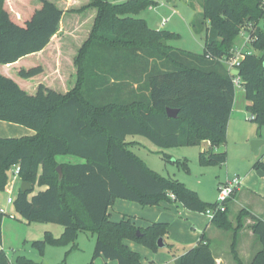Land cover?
Here are the masks:
<instances>
[{
    "label": "trees",
    "instance_id": "obj_1",
    "mask_svg": "<svg viewBox=\"0 0 264 264\" xmlns=\"http://www.w3.org/2000/svg\"><path fill=\"white\" fill-rule=\"evenodd\" d=\"M156 4L153 0H88L80 10L66 11L80 15L93 10L95 15L73 57L74 83L63 92L58 79L54 87L59 89L42 82L47 78L43 60L33 66L22 63L49 46L64 11L50 0H39L32 7L29 0H0V67L7 68L2 70L5 73L0 71V121L34 132V136L0 138V193L5 191L12 166L20 167V183L31 187L26 192L18 190L13 203L17 215L27 223L63 227L59 237L46 232L43 239L32 243L40 252L46 244H71L76 249L78 233L89 232L96 236L89 264L98 258L143 264L140 255L124 242L157 252V241L162 239L164 248H172L165 243L167 224L153 222L141 228L129 216L114 222L108 209L117 199L142 207L166 201L196 213L213 208L215 202H204L184 183L161 177L147 167L131 151L134 142H127L126 137L142 136L161 149L200 146L206 141L210 147L199 153V162L224 166L226 152L215 149L226 142L235 87L221 60L233 55L234 40L241 31L249 34L252 51L240 61L238 78L243 97L250 103L246 111L253 116L251 121L258 130L264 126V1L201 0L192 29L203 28V53L172 47L169 42L179 35L152 29L146 20L136 18ZM11 69L23 80L36 77L32 94L8 73ZM166 109L176 110L177 117L170 118ZM68 155L84 162H56L57 156ZM163 160L169 157L164 155ZM256 161L253 167L264 170L259 157ZM174 162L188 169L184 160ZM35 185L44 189L32 195ZM228 203L211 224L233 232L231 255L236 264H243L235 237L243 228V219L250 216L253 235L261 246L250 264H264V220L241 212L234 227L228 218ZM4 216L0 212V243ZM0 264H11L2 250ZM17 264L36 263L18 258ZM175 264H216L204 233Z\"/></svg>",
    "mask_w": 264,
    "mask_h": 264
},
{
    "label": "rangeland",
    "instance_id": "obj_2",
    "mask_svg": "<svg viewBox=\"0 0 264 264\" xmlns=\"http://www.w3.org/2000/svg\"><path fill=\"white\" fill-rule=\"evenodd\" d=\"M109 1L112 3V0ZM116 1L119 3L125 0ZM153 1L157 4L144 9V11L137 14L136 18L146 20L148 26L152 29H163L172 31V33L179 35L177 39L170 41L169 45L172 47L195 53H203L205 36L203 28L199 30L192 29L193 22L197 19V16H199L201 12V0H191L190 2H192V5L185 0ZM37 2L39 1L29 0L31 7ZM163 20H167V22L162 24ZM243 40H245V36L241 34V36L237 38L236 42L240 43L243 42ZM243 47H246L245 43L241 47L239 46V49H243ZM247 51L252 50L248 48ZM36 61H39L38 57L27 59L22 64L23 66L28 64H31L29 66H33L37 64ZM67 68L68 67L66 64L61 67L60 70L63 75H66V71H68ZM46 70L47 72L45 76L48 78V73L52 75V72L48 68ZM11 71H14V69H11L8 73L14 77L15 81H17L21 87L32 94L33 89L31 86L34 85V80H36V77H34L32 80H23L17 76V74H13ZM244 113L247 115V117L250 116V113H248L246 110ZM247 117L246 119H243V124L239 125V127H232L230 129L231 131L228 137H226L225 144L216 149L219 152L227 153V164L225 166L202 165L201 162H199V153L202 147L198 145L161 149L156 147L149 139L139 135L128 136L126 137V141L129 143H135L132 147V150L141 160L144 161L147 167L151 168L159 176L177 179L179 182L184 183L189 189L197 192L199 197L204 202L213 203L217 200L219 195V182H227L233 177V175H238L243 180L245 174H247L249 171H253V173L258 175L253 168V165L257 162V157L251 151L250 142L254 140L264 141V138H261L262 136L264 137L262 131L264 128H259L258 130L255 123L247 119ZM19 129L22 131L31 132V130L22 125H15L6 121H0V138L18 135V133L14 131ZM16 137L19 138L24 136L20 135ZM203 147L208 148V142L205 141ZM164 155L169 157L168 161L163 160ZM74 160L78 163H83V161L77 158ZM177 160H184L188 165V169L185 170L182 166L177 165V163L174 162ZM11 178V175H9L8 180L10 181ZM20 185L21 183L17 181L12 194L13 197L16 196ZM42 189L44 188L35 185L32 195L36 194ZM248 189H250V187L247 186L242 192L249 193ZM6 197L7 193L1 194V203H5ZM118 200L125 201V203H129L128 205H132V207L136 206L135 208H137L134 209V207L131 208V206H127V208H125L126 210L120 211L124 212L123 214H126L125 216L132 217L134 216L133 213H138V210L142 208L135 202L132 203L122 199ZM164 203L165 202H161L156 207ZM115 204L116 203H114L111 207L112 210H110V213L112 221L118 222L123 216L118 211L116 212L117 204L116 206ZM6 206L7 210L1 225L2 239L0 248L3 249L2 251L5 253V255H7L11 264H17L18 258H25L36 264H89L91 262L95 247V235H92L89 232H79L75 241L77 246L76 249H73L71 244L67 246H52L50 244H46L44 251L40 252L39 249L33 247L32 243L43 239L46 232L51 233L53 237H59L64 231L63 227L57 223L40 221L27 223L22 217L17 215L13 204ZM134 210L136 211L134 212ZM201 215L202 214L200 212L196 213V216L199 217V219L201 218L202 221L204 220V217ZM176 217L178 220H181L177 215V212ZM168 235L169 234H167L166 239L168 238ZM140 248L142 247L140 246ZM155 253H161L168 257L167 259L170 262L167 264H175L173 258L181 253V246L177 244L173 249H160ZM93 261L94 264H105L104 262H106L102 259H95ZM246 261L248 262V259ZM147 264L149 263L147 262Z\"/></svg>",
    "mask_w": 264,
    "mask_h": 264
},
{
    "label": "crops",
    "instance_id": "obj_3",
    "mask_svg": "<svg viewBox=\"0 0 264 264\" xmlns=\"http://www.w3.org/2000/svg\"><path fill=\"white\" fill-rule=\"evenodd\" d=\"M185 1L191 3L192 5V2H190L191 0H185ZM51 2H53L56 6H58L60 9L64 11V14L60 21L61 22L60 29L58 33L52 37L49 46L46 47L43 51L34 54V56L38 57L39 60L40 59L43 60L45 62L46 68H48L52 72V75L48 73L49 75L48 79L43 78L42 82L49 87L50 86L54 87L55 81H57L58 79V86H61V88L59 89V87L57 86L54 88L66 92L70 87H72L74 83V69L72 66L73 57L76 55V51L81 46L82 42L87 38L86 36L93 22L92 19L94 18L95 11L86 10L83 13H80V15L66 12L68 10H80L81 7L86 6L88 0H51ZM112 2L117 3L116 0H112ZM37 4L38 2L35 3V5ZM155 30H159V29H155ZM237 38L234 40L235 49H239V46L241 47L242 45H244L245 42V40H243V42L237 43L236 42ZM245 45L246 47H243V49H239V50L243 52L247 51L249 47H247L248 44ZM47 60H49V62H47ZM65 64L68 67V71L66 72V75L65 74L63 75L60 69ZM4 69L7 68L5 66L0 67L1 73H5V71H2ZM43 69L45 70V68ZM236 96L238 97V100ZM234 97L235 100H234L233 108L230 113L231 114L230 119L227 124V137L230 134L231 131L230 129L232 127H239V125L243 124V119L244 118L246 119L247 117L244 111L246 110V106L250 104L248 101L245 100V97H243L242 88L235 90ZM260 128L263 129L264 126ZM262 131L264 134V130ZM14 132H17L18 135H13V137H7V138H18L16 136H20V135L34 136L33 131L31 132L22 131L21 129H19V130H15ZM261 138L264 137L262 136ZM134 144L135 143H133L132 146L129 147L131 151H133L132 147L134 146ZM203 144L204 142H202L200 145L202 147L200 152L208 150L210 147L208 144L209 147L205 148L203 147ZM263 147L264 144L261 145L259 154L256 157H259V161L264 165ZM215 151L219 152L216 149ZM226 157H227V153H226ZM75 158L77 157L71 155L57 156L56 162L58 164H68V163L78 164V162L74 160ZM77 159L83 161L80 158ZM254 170L256 171V173L258 171L264 172V170L262 169L257 170L254 168ZM233 176H238V175H233ZM244 179L242 180L241 186L235 191L234 195L230 199L227 206V210L229 213L228 218L234 227H236V220L241 212L248 211L256 218L260 220H264V180H261L264 179V176L259 177L258 175L253 173V171H249L247 174H245ZM224 183L226 182H219L218 186ZM247 186L250 187V189H248L249 193L242 192L243 189H245ZM5 193H7L6 190L4 192H1L0 196L1 194H5ZM115 203L117 204V208L115 207L116 212L118 211L119 213H121L122 216H125L126 214H123L124 212H120V211L126 210L125 208H127V206H131V208L134 207V209H137L135 208L136 206L132 207V205H128L129 203H125V201L118 200ZM6 205H7L6 201L5 203L4 202L1 203L0 200V209H5L7 207ZM139 206L142 207L141 205ZM140 209L138 210V213H133L134 216H132L138 227L144 228L153 222L167 224L169 235L168 238L165 240V243L172 246V248L170 249H173L177 244L181 246V253L173 258L174 263L176 261V258L183 255V253H185L187 250L195 247L198 244L201 234L204 233L207 242H209L211 246L213 257L216 259V264H236V262L231 256L233 232L232 231L227 232L217 228L216 226H213L211 224V220L203 213H201L203 215L201 216L204 217V220L201 221V218L199 219V217L196 216V212L188 211L179 204L170 203L166 201L164 204H161L158 207L149 206V207H142ZM110 210H112L111 207L108 209V213L110 214V219H111ZM135 211L136 210H134V212ZM176 212L181 220L177 219ZM253 223L254 221L252 220V218L250 216H246V218L243 219V224H242L243 228L236 233V237H235L236 252L238 253V257L241 259L243 264H250L253 256L261 249L259 241H257L256 237L253 235L252 232ZM124 243L132 251L136 250L135 252H137L139 255L143 254L140 255L143 264H147V262L149 264H167L168 262H170L167 259L168 257H166L165 255L161 253H155L152 250H149L140 244H137L135 242L133 243L130 241H125ZM140 246L142 248H140ZM0 247H1V243H0ZM166 248H162V249H166ZM0 250L3 249L0 248ZM247 259L248 262L246 261ZM104 261H106L104 262L105 264H116L113 261H108V260H104Z\"/></svg>",
    "mask_w": 264,
    "mask_h": 264
},
{
    "label": "built area",
    "instance_id": "obj_4",
    "mask_svg": "<svg viewBox=\"0 0 264 264\" xmlns=\"http://www.w3.org/2000/svg\"><path fill=\"white\" fill-rule=\"evenodd\" d=\"M264 1V0H262ZM167 22V20H163L162 24H165ZM241 34L245 36V44H248L249 41V34L247 32L241 31ZM240 34V35H241ZM235 49V47H234ZM245 53H249V51H241L239 49H235L232 52V56L231 57H225L221 60V63L224 66H227L228 70L231 73V70H239V63L242 60V58L244 57ZM232 75V74H231ZM233 77V83H234V87L235 90L241 88V81H239L238 76H234ZM247 119L251 120L253 119V116H249L247 117ZM19 174H20V167L18 166H12L11 170H10V174L11 175V180H8V184L5 187V190L7 192V197H6V204L10 205L14 203V198L12 196L13 192H14V187L16 185V182L19 181L20 182V178H19ZM9 179V178H8ZM242 183V179L238 176H233L232 178H230L226 183L219 185L218 187V198L215 201V204L213 206V208H209L206 209L205 212H203V214L205 216H207L210 220H212L214 218V216L216 215V213H224L226 210V204L228 203L229 199L232 198V196L234 195L235 191L241 186ZM171 198H174L173 196H171ZM0 212L2 214L5 215L6 212V208L5 209H0Z\"/></svg>",
    "mask_w": 264,
    "mask_h": 264
},
{
    "label": "water",
    "instance_id": "obj_5",
    "mask_svg": "<svg viewBox=\"0 0 264 264\" xmlns=\"http://www.w3.org/2000/svg\"><path fill=\"white\" fill-rule=\"evenodd\" d=\"M231 74L234 76H239V70H231ZM166 115H168L170 118H176L177 117V111L176 110H171V109H166ZM264 144L263 140H254L250 142L251 145V151L255 156H258L259 154V150L261 145ZM57 172L59 174V177L61 178V167L57 168ZM258 176H264V172L262 171H258L257 172ZM31 187V185L29 183L26 182H21L20 185V192H26L27 190H29ZM137 235H139V231L136 232ZM158 247L160 249L164 248L165 244L163 243L162 239H158L157 241Z\"/></svg>",
    "mask_w": 264,
    "mask_h": 264
}]
</instances>
